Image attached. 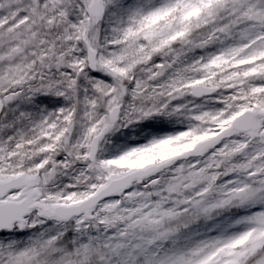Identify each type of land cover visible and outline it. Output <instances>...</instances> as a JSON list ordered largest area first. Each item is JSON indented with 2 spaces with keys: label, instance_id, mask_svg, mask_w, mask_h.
<instances>
[{
  "label": "snow or ice",
  "instance_id": "snow-or-ice-1",
  "mask_svg": "<svg viewBox=\"0 0 264 264\" xmlns=\"http://www.w3.org/2000/svg\"><path fill=\"white\" fill-rule=\"evenodd\" d=\"M0 264H264V0H0Z\"/></svg>",
  "mask_w": 264,
  "mask_h": 264
}]
</instances>
